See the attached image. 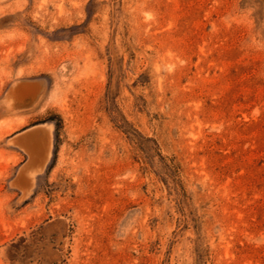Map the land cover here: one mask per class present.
<instances>
[{
    "label": "rangeland",
    "instance_id": "rangeland-1",
    "mask_svg": "<svg viewBox=\"0 0 264 264\" xmlns=\"http://www.w3.org/2000/svg\"><path fill=\"white\" fill-rule=\"evenodd\" d=\"M0 264H264V0H0Z\"/></svg>",
    "mask_w": 264,
    "mask_h": 264
},
{
    "label": "trees",
    "instance_id": "trees-1",
    "mask_svg": "<svg viewBox=\"0 0 264 264\" xmlns=\"http://www.w3.org/2000/svg\"><path fill=\"white\" fill-rule=\"evenodd\" d=\"M122 121L124 124H118V122H117V126L119 128H122L126 133H128L130 139L135 142V144L137 145V147H139V149H142L140 146L141 145V139L149 140L150 138H145L136 128L131 126V124L129 127V122H127V120H125V118L123 116H122ZM57 130H58V127H57ZM150 149H153V146H150Z\"/></svg>",
    "mask_w": 264,
    "mask_h": 264
},
{
    "label": "bare ground",
    "instance_id": "bare-ground-1",
    "mask_svg": "<svg viewBox=\"0 0 264 264\" xmlns=\"http://www.w3.org/2000/svg\"><path fill=\"white\" fill-rule=\"evenodd\" d=\"M41 137H43L42 135H39V137L37 138V139H39V138H41Z\"/></svg>",
    "mask_w": 264,
    "mask_h": 264
}]
</instances>
